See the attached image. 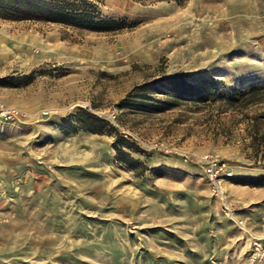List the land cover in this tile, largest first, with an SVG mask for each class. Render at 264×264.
<instances>
[{
  "label": "rangeland",
  "instance_id": "374dc122",
  "mask_svg": "<svg viewBox=\"0 0 264 264\" xmlns=\"http://www.w3.org/2000/svg\"><path fill=\"white\" fill-rule=\"evenodd\" d=\"M96 1L122 29L0 19V100L26 113L0 120V264H245L250 237L198 156L224 162L226 205L259 233L264 158L249 117L264 130V91L246 103L234 91L264 87V0ZM163 73L188 74L206 100L116 107ZM77 107L103 129L76 127ZM113 145L145 169L117 163Z\"/></svg>",
  "mask_w": 264,
  "mask_h": 264
},
{
  "label": "trees",
  "instance_id": "16d2710c",
  "mask_svg": "<svg viewBox=\"0 0 264 264\" xmlns=\"http://www.w3.org/2000/svg\"><path fill=\"white\" fill-rule=\"evenodd\" d=\"M139 2L158 0H135ZM169 1V0H165ZM182 4L185 0H172ZM0 19L19 21L30 20L41 23L58 24L75 30H88L99 32H116L123 28V22L111 16L103 15L96 0H0ZM186 73H163L148 81L134 84L127 93L117 100V108H130L140 110H159L173 106L177 99L188 101H205L206 95L197 86L187 79ZM7 78V77H5ZM3 83H8L6 80ZM264 91V87L249 88L246 91L235 90L241 95L243 102L255 100L256 95ZM235 102L232 96L227 97ZM260 115L249 117L253 126L251 140L259 148L261 158H264V130L258 131L255 127ZM72 121L79 129L90 132H100L105 124L104 119L90 110L77 107L72 115ZM120 147L135 150L132 144L122 138L118 139ZM114 159L123 167L134 170L137 165L140 171L145 169L143 163L132 157L128 151L113 145ZM256 153V149L254 150Z\"/></svg>",
  "mask_w": 264,
  "mask_h": 264
},
{
  "label": "built area",
  "instance_id": "2783aa9c",
  "mask_svg": "<svg viewBox=\"0 0 264 264\" xmlns=\"http://www.w3.org/2000/svg\"><path fill=\"white\" fill-rule=\"evenodd\" d=\"M40 114H46L47 110H40ZM26 113L16 106L6 104L0 100V120L14 121L25 117ZM99 116V115H98ZM113 117V115H111ZM202 164L203 175L212 196L223 201L224 212L230 216L235 225L247 233L250 237L248 251L245 256V264H264V226L259 233L251 232L244 226L243 220L233 214L226 205L225 192L223 188V175L226 174L224 162L215 152H206L198 156Z\"/></svg>",
  "mask_w": 264,
  "mask_h": 264
}]
</instances>
